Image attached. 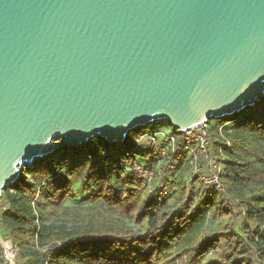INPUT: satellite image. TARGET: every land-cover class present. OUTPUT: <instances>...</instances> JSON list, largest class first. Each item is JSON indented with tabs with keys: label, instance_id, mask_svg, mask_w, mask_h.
<instances>
[{
	"label": "water",
	"instance_id": "95a60500",
	"mask_svg": "<svg viewBox=\"0 0 264 264\" xmlns=\"http://www.w3.org/2000/svg\"><path fill=\"white\" fill-rule=\"evenodd\" d=\"M263 99L264 0H0V196L60 146Z\"/></svg>",
	"mask_w": 264,
	"mask_h": 264
},
{
	"label": "trees",
	"instance_id": "16d2710c",
	"mask_svg": "<svg viewBox=\"0 0 264 264\" xmlns=\"http://www.w3.org/2000/svg\"><path fill=\"white\" fill-rule=\"evenodd\" d=\"M207 125V158L223 156L219 188L190 174L185 153L168 150L162 161L138 141L144 128L123 143L97 137L37 159L1 194L15 263L264 264V99ZM141 161L155 169L152 194L131 171ZM81 197L83 211L65 207Z\"/></svg>",
	"mask_w": 264,
	"mask_h": 264
},
{
	"label": "built area",
	"instance_id": "2783aa9c",
	"mask_svg": "<svg viewBox=\"0 0 264 264\" xmlns=\"http://www.w3.org/2000/svg\"><path fill=\"white\" fill-rule=\"evenodd\" d=\"M208 123V122H207ZM207 123L193 127L178 134L173 133V130L167 132L164 129L157 128L153 131L144 133L138 137L139 142H145L150 149L164 160L167 151L170 150L177 159H180L185 153L189 158L190 174L198 178L204 186L213 185L216 188L220 187V160L223 156L216 155L215 158H207L210 150L209 136L207 132ZM221 130V128H219ZM176 132V131H174ZM205 159L202 166H198V161ZM219 159V161H217ZM160 163L157 164V167ZM200 165V164H199ZM131 171L140 179L148 184V193L152 194L150 184L152 182L155 169L150 163H136L131 167ZM166 186H161L158 195L165 197L167 195ZM1 199V196H0ZM0 247L2 249L3 259L5 264H16L17 248L8 239L3 238L0 229Z\"/></svg>",
	"mask_w": 264,
	"mask_h": 264
},
{
	"label": "rangeland",
	"instance_id": "374dc122",
	"mask_svg": "<svg viewBox=\"0 0 264 264\" xmlns=\"http://www.w3.org/2000/svg\"><path fill=\"white\" fill-rule=\"evenodd\" d=\"M157 128L164 129L167 132L171 131V127L166 123H154V124H151V125L145 127L144 129L146 131H150V130L157 129ZM197 161L199 163L200 160L198 159ZM141 162H143V161H141ZM198 166H202V165L198 164ZM73 186H74L75 190L78 189V186H79L78 180L73 179ZM83 197H85V196H83ZM81 199H82V197L76 198L74 200L73 199L68 200L65 204V207L69 210L83 211L86 206L81 202ZM68 225H72V223L69 222Z\"/></svg>",
	"mask_w": 264,
	"mask_h": 264
}]
</instances>
